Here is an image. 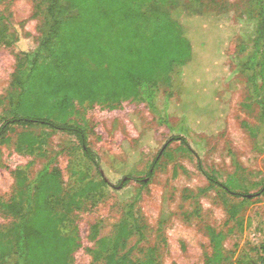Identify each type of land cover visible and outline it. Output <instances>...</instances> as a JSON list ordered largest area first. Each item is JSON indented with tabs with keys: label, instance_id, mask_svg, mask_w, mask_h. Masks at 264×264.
<instances>
[{
	"label": "rangeland",
	"instance_id": "obj_1",
	"mask_svg": "<svg viewBox=\"0 0 264 264\" xmlns=\"http://www.w3.org/2000/svg\"><path fill=\"white\" fill-rule=\"evenodd\" d=\"M180 3L209 12L207 17L214 23L207 35L218 25L230 28L233 34L220 58L217 55L220 67L217 64L210 72L217 113L212 120L204 119L208 125H202L204 113L196 110V101L189 109L194 94L190 96L184 80L174 74L170 81L159 82L154 107L138 99L122 100L112 110L76 104L73 119L84 125L86 147L94 152L98 166L86 159L71 134L42 126L29 128L41 135L50 133L48 142L33 154L16 151L15 133L10 134L9 143L0 144L3 201L17 192L13 170L18 168L31 179L44 164L57 167L65 189L77 187H72V172L81 171L86 180H106L108 185L100 193L82 198L78 208L63 214L60 230L75 235L80 243L69 264L105 263L109 251L94 258L96 241L113 238L127 203H133L143 233L142 237L131 235L120 250H130L133 260L142 259L153 247L159 264H204L212 250L207 234L210 226L223 235L225 259L221 264H261L264 121L261 107L248 89L247 74L238 70L252 49L248 21L258 5L255 0ZM44 15V0L0 2L2 23L8 27L7 37L0 43V116L10 98L18 94L12 85L16 50L31 47L45 28ZM13 33L20 38L16 46L7 43ZM195 100L205 104L203 96ZM177 135L184 137L194 152L185 150L181 140H169ZM208 175L213 176V184ZM231 204L239 210L235 219L227 211ZM13 221L0 208V229L5 231ZM13 262L11 257L5 264Z\"/></svg>",
	"mask_w": 264,
	"mask_h": 264
},
{
	"label": "trees",
	"instance_id": "obj_2",
	"mask_svg": "<svg viewBox=\"0 0 264 264\" xmlns=\"http://www.w3.org/2000/svg\"><path fill=\"white\" fill-rule=\"evenodd\" d=\"M255 1L258 11L250 14L248 21L252 49L238 70L247 74L248 89L259 103L264 121V0ZM44 3V30L31 47L23 46L15 53L12 85L18 94L10 98L0 116V144L9 143L10 134L15 133L16 151L33 154L48 142L50 133L44 136L29 128L42 126L71 134L86 159L98 166L94 152L86 147L84 125L73 119L76 104L112 110L122 100L138 99L154 107L159 82L170 81L174 74L184 80L190 96L194 94L189 99V109L196 101V110L204 113L203 126L208 125L205 118L212 120L216 115L210 72L217 64L220 67L216 59L233 34L230 28L218 25L210 32L215 33L207 35L214 23L207 17L211 16L209 12L185 7L180 0ZM2 18L0 43L8 30ZM10 39L7 43L16 46L20 38L13 33ZM201 96L204 105L195 100ZM169 140H181L185 150L194 152L181 135ZM13 176L16 194L7 201L0 199V208L14 218L5 231L0 229V264L11 257L14 264H69L80 243L75 235L60 230L63 214L78 208L82 198L100 193L108 185L106 180H86L81 171L72 172V187H77L65 189L61 171L49 164H44L31 179L20 168L13 170ZM208 178L211 184L215 182L213 176ZM225 189L229 190L228 185ZM227 211L233 219L239 212L232 204ZM135 233L143 236L133 203H127L113 238L96 241L94 258L109 251L104 264H159L153 247L140 260H133L130 250L120 253ZM207 234L212 250L204 264H221L225 259L223 235L210 226ZM258 253L259 262L264 264V243Z\"/></svg>",
	"mask_w": 264,
	"mask_h": 264
}]
</instances>
